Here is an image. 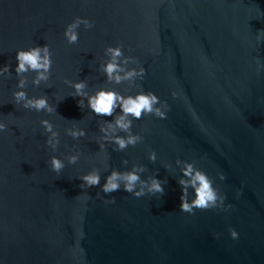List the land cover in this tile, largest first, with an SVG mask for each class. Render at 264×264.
Segmentation results:
<instances>
[{
    "label": "water",
    "instance_id": "water-1",
    "mask_svg": "<svg viewBox=\"0 0 264 264\" xmlns=\"http://www.w3.org/2000/svg\"><path fill=\"white\" fill-rule=\"evenodd\" d=\"M76 17L92 26L81 24L70 44L64 29ZM260 30L264 0H0V67L11 72L0 74V122L7 126L0 130V264H264ZM44 44L49 79L33 85L28 72L23 90L46 96L51 113L24 108L12 96L16 50ZM109 45L133 57L128 65L121 57L122 66L142 67L143 78L107 80L101 66ZM65 79L85 80L89 94L100 87L122 95L151 91L168 108L164 118H132L142 140L118 150L111 137L126 134L109 129L104 140L99 131L114 117L95 115L86 99L79 107ZM41 119L58 133L54 151ZM73 126L85 135L66 134ZM74 153L79 158L69 164ZM53 155L64 161L59 173L48 164ZM185 161L206 173L230 208L180 210ZM134 164L145 167L142 179L161 180L164 192L136 197L79 186L92 169L102 185L113 168ZM193 195L189 187L187 198Z\"/></svg>",
    "mask_w": 264,
    "mask_h": 264
},
{
    "label": "clouds",
    "instance_id": "clouds-1",
    "mask_svg": "<svg viewBox=\"0 0 264 264\" xmlns=\"http://www.w3.org/2000/svg\"><path fill=\"white\" fill-rule=\"evenodd\" d=\"M85 28H90L91 21L84 17H76L64 29V36L68 43L74 44L78 41V33L76 31L80 25ZM264 31V30H260ZM258 31V39L259 32ZM105 54L109 57L108 60L101 66V70L106 75L107 80L116 84L122 81H132L134 78H143L144 69L139 68H127L122 66L120 58L123 57V64L128 65L129 62H135L133 57L124 56L121 47L107 46L105 48ZM16 65L15 73L19 77L17 80V87L12 92V96L16 103L22 104L24 108L33 109L37 112L46 111L53 112L54 108L48 103L46 96L29 97L23 90L26 86L25 75L28 72H34L35 75L32 78L33 85H39L42 81H47L50 76L51 68V53L47 44L43 46L35 45L28 47L27 49H17L15 55ZM257 69L264 67L257 58ZM0 74H11L9 66L4 65L0 67ZM65 83L69 84L74 89V97H79L77 101L78 106L82 107L87 101V107L91 109V112L97 116H113L111 121L104 120L106 127H100L99 131L104 134L103 139L108 140V130L111 129L113 133L123 132L126 135L115 134L111 137L118 150H123L128 146H135L142 140L139 134L132 132V118L141 119L145 114H153L157 117L164 118L165 111L168 104L165 101L159 100V98L151 91H138L134 95H122L112 88H97L93 93L89 94L85 91L87 85L85 80L71 81L65 79ZM176 95L175 92L172 93ZM117 108L120 109L119 113L116 112ZM41 125L45 132L49 133L46 144L54 151L59 143L58 133L53 129L52 123L47 119H41ZM7 126L0 122V130H6ZM66 134L73 138L82 137L85 135V131L82 128L71 127L65 129ZM100 148L104 147L103 143L99 144ZM78 154H71L66 157L69 164H74L78 160ZM149 160L154 161L156 154L154 151H149ZM127 164V161H123ZM48 164L50 168L59 173L64 167V161L53 155L49 158ZM146 169L143 165L134 164L128 170L120 171L113 168L109 174L104 177V182L100 184V174L96 169H92L89 172L79 177L82 183L80 188L85 186L93 187L100 186L103 193L109 194L123 189L127 193H131L136 197H140L147 193H163L161 180L155 176H150L148 179H142L139 175ZM182 176L178 180L181 186L182 194L180 196V210L188 213H192L194 209H209L218 207L230 208L231 205H223L224 196L219 193L218 189L213 186L212 180L206 175V173L196 167L191 162H184V166L181 169ZM218 176L223 180L224 174L218 173ZM186 177V178H185ZM140 185L138 188L137 186ZM193 189L194 195L189 200L188 188ZM114 197L107 200V203L114 202ZM228 232L233 239H236L238 233L229 228Z\"/></svg>",
    "mask_w": 264,
    "mask_h": 264
}]
</instances>
